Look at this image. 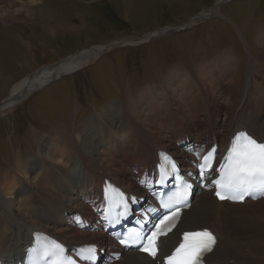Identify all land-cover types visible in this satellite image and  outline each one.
I'll return each instance as SVG.
<instances>
[{
  "label": "rangeland",
  "instance_id": "374dc122",
  "mask_svg": "<svg viewBox=\"0 0 264 264\" xmlns=\"http://www.w3.org/2000/svg\"><path fill=\"white\" fill-rule=\"evenodd\" d=\"M217 1L0 0V102L11 95V90L25 81L27 76L45 69L44 67L49 68L48 66L63 59L72 58L83 50L97 49L115 42H134L166 27L184 26L192 17L209 11ZM214 9L219 11L217 15L210 13L206 16L208 18L197 21L181 32H166L132 46H119L106 51L88 65L38 89L9 113L0 115V181L14 165L18 167L19 155H31L38 162L44 163V168L50 169L53 159L44 162L46 159L40 152L42 141L49 140L58 131H73L84 121L101 122L97 119L104 120L114 116L115 114L102 112L106 106L115 108L114 113H119V107L132 110L148 97V100H156L159 111L155 117L152 107L150 110L143 108L140 120L144 121L150 115L160 120L158 117L162 119L163 110L168 118L175 108L180 110V115L191 119L197 110L209 107L210 102L205 105L202 103V107L187 105L189 101H183L178 86L173 82L182 79L185 82L188 78L192 79L187 81V85L196 82L200 75L205 74L204 68L217 64L219 59H234L233 70L224 69L219 72L215 68L214 78L217 75L228 76L225 84L233 86L235 92H242L247 83L246 73L250 60L258 64L256 70L263 78L264 0H228ZM93 49L79 55H89ZM261 87L262 85L259 89L254 88L253 93L246 95V110L257 108L258 112L259 105L264 106ZM166 93L169 94L165 95ZM254 95L259 97L258 101L253 100ZM220 96L219 102L224 106L228 104L225 93ZM162 99L169 103L163 104ZM228 113V109L223 111L222 119ZM118 117L121 115L118 114ZM151 123L160 125L157 120H152ZM168 124L164 128L160 125L157 132L145 133H162L168 137L169 130L172 129L171 123ZM101 127L102 131L98 129L92 139L93 145L98 148L103 144V147L109 148L123 130L108 124H102ZM146 127L151 129L148 124ZM99 135L105 140L107 136L108 142H98L96 137ZM186 142L189 150L191 146L194 148V141ZM74 144L72 141L73 149ZM74 154L76 157L75 152ZM53 155L54 152L52 158ZM103 155L106 153L102 151L94 157L96 161L104 163L101 160ZM61 159L62 155H59L61 164L53 162V165L71 170ZM116 160L121 163L119 158ZM81 174L78 165L73 169L74 178ZM42 178L38 179L37 189L45 186L46 182ZM55 182L60 183L61 180H54V185ZM91 208L89 206L90 210ZM258 209L256 212L245 210L255 219L243 225V239L255 240L264 236V206ZM60 212L59 216L65 219V223H61L62 227L71 226L77 212L84 215L81 209L68 215L65 211ZM90 215H94L93 210ZM194 224L195 221L191 223ZM52 226L45 231L57 235V230ZM1 260L0 264H4V260ZM260 263L264 264V258Z\"/></svg>",
  "mask_w": 264,
  "mask_h": 264
},
{
  "label": "bare ground",
  "instance_id": "6f19581e",
  "mask_svg": "<svg viewBox=\"0 0 264 264\" xmlns=\"http://www.w3.org/2000/svg\"><path fill=\"white\" fill-rule=\"evenodd\" d=\"M213 9L200 14V16H207L210 13L217 15L219 11ZM153 34L156 36V33ZM146 36L139 40L143 41ZM117 43L97 49H88L89 51L93 49L91 54L80 56L79 54L88 51L83 50L73 55L75 57H68L66 58L68 60L63 59L48 66L49 68L44 67L45 69L42 68L43 70L40 69L38 72L27 76L25 81L23 80L11 90V95L8 96L9 101L1 107L0 115L9 113L38 89L57 81L70 72H74L79 67L88 65L97 56L109 51L110 46L117 45ZM119 43L122 47L132 46L139 42ZM216 62L215 65L205 67V71L202 69L205 74L200 75L199 80L196 82L187 85V81L192 78H188L185 82H183V79L182 81L175 80L173 82L178 86L177 89L180 91L179 95L183 96V101H189L187 105L194 104L195 107H202V103L205 105V103L210 102L209 107H206L205 110H197L196 115L191 119L180 115L178 108L173 109L172 114H168V118L166 117L167 113L163 110L162 119L161 117H158L160 120L155 119L159 111L155 103L156 100L153 98L148 100L149 98L146 97V101H142L141 105L134 106L132 110H123L119 107V113H114L115 108L106 106L103 110L101 109L102 112L115 114L114 116L106 117L107 119L104 120L98 118L97 120H101V122L84 121L73 131H58L50 139L48 138L49 140H43L40 152L41 156L46 159L44 162L53 159V162L61 164L59 155H62L61 160L71 170H64L57 165L54 166L52 161L50 169L44 168L45 164L38 162V159L33 156L28 154L19 155L18 167L14 165L13 168L7 171L6 175L5 172L4 178L2 177L3 180L0 181V259L4 260L3 263L15 264L17 258L22 257V252L31 246L32 232L34 231H42L69 245L85 242L103 244L106 236L104 232L102 233L103 226L99 222L100 217L97 211L103 203L107 202L106 196L111 197L108 194L105 196L104 192L101 191L104 179H110L111 184L126 186L127 191L130 189L133 192L145 193V198L149 199V192H145V190L154 184L151 170L157 171L158 169V166L152 168V165L156 163L157 151L164 150L171 155L182 167L185 175L193 179L195 176L194 163L201 159L204 151L210 149V145L215 144L213 142L217 143L219 156H226L233 136L237 132L245 130L251 138L264 140V106L260 104L258 112L256 111L257 108L247 110L245 108V97L249 92L253 93L254 88L259 89L262 85L261 90L264 93V77H260L256 70L258 64H255L254 60L248 62L247 83L242 92H235L233 86L228 87L225 84L227 81H225V78L228 76L218 77L217 75L214 78L215 68H218L219 72L224 69L233 70L235 66L234 59L230 61L229 59H219ZM169 83L167 82V84ZM224 93L228 102V104L223 102L226 107L219 102L221 100L220 95L223 96ZM158 96L161 99V95L158 94ZM258 98V96H255L252 99L258 101ZM162 100L161 102L165 105L169 103L165 99ZM151 107L155 117L150 115V117H145L144 121L140 120L141 110L143 108L150 110ZM184 109L183 111H185ZM226 109L229 110V113L222 119V113ZM244 110L246 111L244 112ZM118 114L121 117H118ZM152 120L159 121L162 128L169 125V122L171 123L172 129L169 130L168 137H165L162 133L157 135L145 133H154L159 130L160 125L151 123ZM145 123L151 126V129H147ZM102 124H108L114 128L121 127L123 130L118 135L117 141L113 142L109 148L103 147V144L98 148L93 145L94 141L92 139L95 138L98 129L102 131ZM109 129L112 128L109 127ZM112 133L115 134V132ZM108 135L113 136L111 133H108ZM96 140L104 144L108 142L107 136L105 140L104 137L101 138V135H99ZM187 140L195 142L193 143L195 145L192 144L194 148L191 146L189 150L188 144H186ZM72 141L75 143L74 149L71 145ZM102 151L109 157V159H106V155L101 157L104 163L96 161L94 157L95 154H101ZM178 157H181V159L179 160ZM117 158L121 160L122 164L119 161L117 163ZM15 159L17 160L18 156ZM31 163L34 165H30ZM78 165L82 174L74 178L73 169ZM214 169L213 176H217L224 169V165H218L216 161ZM178 175H183V171L178 172ZM41 176L43 177L42 181L46 183H44L43 188L37 189L36 185ZM56 179H60L61 182H55L56 185H54ZM194 183H196V180ZM197 192L199 194L196 200L192 203L189 211L182 213L181 222L176 230L160 241L163 252L162 257H166L170 251L179 246L182 233L210 229L216 234L218 243L213 253L207 257L208 264H261L260 262L264 258V236L251 240L243 239L244 237L241 234L244 231L243 225L248 223L249 220L252 222L255 219L245 210L251 209L256 212L259 207L264 206V199L257 202L245 201L242 205L217 204L210 187H203ZM72 201L74 203H71ZM89 206H92L91 210L94 211V215H90ZM77 209H81L84 215L79 212L74 213L72 225L62 227L61 223H65V219L59 216L62 213L60 210L67 212L68 215ZM93 221L95 223L92 227L85 224ZM193 221H195V224L191 225ZM50 225H53L52 227L57 230V235L55 233V235H51L45 231ZM84 227L91 230L96 227V230L100 231L95 230V232L88 233ZM226 252L228 254H225ZM20 253L21 255H19ZM113 264H155V262L142 254L133 252L124 253Z\"/></svg>",
  "mask_w": 264,
  "mask_h": 264
},
{
  "label": "snow or ice",
  "instance_id": "6c2138e0",
  "mask_svg": "<svg viewBox=\"0 0 264 264\" xmlns=\"http://www.w3.org/2000/svg\"><path fill=\"white\" fill-rule=\"evenodd\" d=\"M196 163L198 164L199 161ZM217 164L224 165L225 171L224 181L218 183L220 187L228 191H247L256 187H264V143H258L250 137L242 138L241 135H236L226 156L217 157ZM216 196L221 200L225 199L218 191ZM179 214V209L172 211L154 226L155 231L148 237L147 246L142 247L144 253L153 259L158 257L156 247L158 238L162 233L166 235L164 226ZM183 241L175 252L165 259L164 264H199L203 253L212 250L216 238L211 232L205 230L185 233Z\"/></svg>",
  "mask_w": 264,
  "mask_h": 264
},
{
  "label": "water",
  "instance_id": "95a60500",
  "mask_svg": "<svg viewBox=\"0 0 264 264\" xmlns=\"http://www.w3.org/2000/svg\"><path fill=\"white\" fill-rule=\"evenodd\" d=\"M225 1H228V0H218L213 6H212V8L211 9H213V8H215L216 6H218V5H221L223 2H225ZM210 9V10H211ZM201 14V13H200ZM200 14L199 15H197V16H194V17H192L191 19H190V21L186 24V25H184V26H180V27H175V26H173V27H166V28H164V29H162V30H158V31H155L154 33H156V36H159V35H162V34H164V33H166V32H173V31H183V30H186L188 27H190L192 24H194V23H196L197 21H199V20H201V19H205V17L206 16H200ZM206 18H208V17H206ZM155 35L153 34V33H150L148 36H146L145 37V39L144 40H147V39H150V38H152V37H154ZM143 40V41H144ZM141 40H138L137 42H140ZM118 46H120V43L118 42L117 43V45L115 44V45H112V46H110V50L111 49H114L115 47H118ZM38 72V71H37ZM9 101V98H8V96H7V98H5L4 99V101H2V102H0V109H1V107L2 106H5V104L7 103Z\"/></svg>",
  "mask_w": 264,
  "mask_h": 264
}]
</instances>
